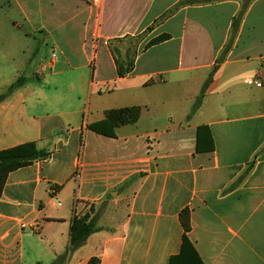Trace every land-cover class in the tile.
I'll list each match as a JSON object with an SVG mask.
<instances>
[{"label": "crops", "instance_id": "crops-1", "mask_svg": "<svg viewBox=\"0 0 264 264\" xmlns=\"http://www.w3.org/2000/svg\"><path fill=\"white\" fill-rule=\"evenodd\" d=\"M20 28L54 57L34 64ZM130 37L118 76L112 46L124 55ZM20 76L0 150L46 156L4 177L0 264H168L185 209L201 264H264V0H0V94ZM135 106L109 126L108 110ZM202 125L212 150H195ZM86 213L95 229L72 247Z\"/></svg>", "mask_w": 264, "mask_h": 264}, {"label": "trees", "instance_id": "trees-1", "mask_svg": "<svg viewBox=\"0 0 264 264\" xmlns=\"http://www.w3.org/2000/svg\"><path fill=\"white\" fill-rule=\"evenodd\" d=\"M249 1V0H246ZM236 21V20H235ZM168 38V35L161 34L151 39L145 47L159 43ZM119 41L120 39H115ZM114 54V62L116 66V72L118 76H124L131 71L133 61L135 57V48H128L125 50L124 55L120 54V51L116 46H112ZM219 62V60H217ZM217 66L213 67L207 80L205 81L200 94L197 96L191 112L195 111L199 106L201 99L204 95L205 88L212 78L214 71ZM24 81V77L20 76L8 86L5 87L4 91L0 94V101L9 95L14 89L19 87ZM139 117V107H123L118 109H111L105 113V118L109 126L115 127L121 124L134 123ZM213 149V139L209 129L202 125L198 126L196 130V151H209ZM46 156V152L36 148L34 142L22 143L10 148L0 150V188L2 186L5 175L18 167L26 166L33 160ZM180 223L183 228L182 242L180 252L172 256L169 259L168 264H201L200 260L189 242L186 232L189 231V214L185 209L179 214ZM95 229V218L90 217L88 213L82 215L79 218H74L71 225V237L70 245L72 247L81 243L93 230ZM95 259L90 261V264H94Z\"/></svg>", "mask_w": 264, "mask_h": 264}, {"label": "rangeland", "instance_id": "rangeland-1", "mask_svg": "<svg viewBox=\"0 0 264 264\" xmlns=\"http://www.w3.org/2000/svg\"><path fill=\"white\" fill-rule=\"evenodd\" d=\"M11 17L15 18L18 20L19 16L17 14V12L15 11V9H13L12 11L9 12ZM9 24V23H8ZM24 32H25V28H20V30H18V32H16L14 34V36L16 37V43H18V45L20 47H22V49L26 50V49H29V53H30V57H31V61L33 60V63L36 64L38 62V60H43L44 63L46 64L48 62V57H49V54L52 53L50 52V40H46V45H39L38 46V43L40 41L42 36L41 35H24ZM135 40L137 41V38L135 39L134 37H130V38H127L125 39L124 41L126 42L125 43V47L126 49H130V48H133L134 47V43H135ZM39 47V49L37 50V52L34 53V50ZM33 54H35L33 56ZM31 63V66H30V71H32L33 69V66ZM31 73V72H29ZM94 211V210H92Z\"/></svg>", "mask_w": 264, "mask_h": 264}, {"label": "built area", "instance_id": "built-area-1", "mask_svg": "<svg viewBox=\"0 0 264 264\" xmlns=\"http://www.w3.org/2000/svg\"><path fill=\"white\" fill-rule=\"evenodd\" d=\"M54 57V54L51 53V58Z\"/></svg>", "mask_w": 264, "mask_h": 264}]
</instances>
